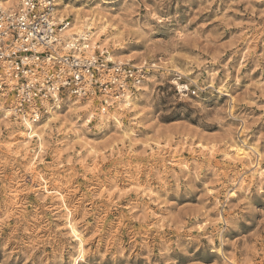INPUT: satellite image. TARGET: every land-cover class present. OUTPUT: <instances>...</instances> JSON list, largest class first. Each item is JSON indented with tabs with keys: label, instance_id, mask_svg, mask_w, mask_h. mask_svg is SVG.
<instances>
[{
	"label": "rangeland",
	"instance_id": "rangeland-1",
	"mask_svg": "<svg viewBox=\"0 0 264 264\" xmlns=\"http://www.w3.org/2000/svg\"><path fill=\"white\" fill-rule=\"evenodd\" d=\"M57 3L147 74L41 140L0 99V264H264V0Z\"/></svg>",
	"mask_w": 264,
	"mask_h": 264
},
{
	"label": "built area",
	"instance_id": "built-area-1",
	"mask_svg": "<svg viewBox=\"0 0 264 264\" xmlns=\"http://www.w3.org/2000/svg\"><path fill=\"white\" fill-rule=\"evenodd\" d=\"M57 0H20L0 8V99L11 97L16 114L38 120L64 98H103L108 104L145 79L146 66L88 53L90 33L71 39ZM183 90H189L187 86Z\"/></svg>",
	"mask_w": 264,
	"mask_h": 264
},
{
	"label": "bare ground",
	"instance_id": "bare-ground-1",
	"mask_svg": "<svg viewBox=\"0 0 264 264\" xmlns=\"http://www.w3.org/2000/svg\"><path fill=\"white\" fill-rule=\"evenodd\" d=\"M19 1V3L18 4H16L17 6H19V4H20V0H17V2ZM16 1H15V3H17ZM12 3H13V0H7V1H5V2H3V1H1L0 0V8L1 9H13L12 7L14 6V8H16L17 6H15V5H12ZM55 7H58V3L55 5ZM58 13V12H57ZM78 14V13H77ZM86 22H87V24H85V21L83 22L82 21V19H81V17L78 15H76V17L73 19V27H72V25H71V27L69 28V29H67L66 30V32H65V34H67V36L69 37V38H71V39H75L74 37H76V36H79V35H82V34H84V33H81L82 32V29L85 27V28H88V30L89 29H91L92 28V26H93V24L94 23H92V22H90L88 19L86 20ZM103 29V28H102ZM81 33V34H80ZM86 33V32H85ZM96 34L97 33H93L92 35H90V40H91V46H92V40H96ZM88 53H90V54H93V53H95L94 51H93V49H92V47H90V49H89V51H88ZM110 60H113V58L111 57V55L109 54V57H108ZM114 61V60H113ZM131 98L130 96H128V95H125L124 96V99L125 98ZM67 98H71L70 96H68ZM125 99V104H126V106L127 105H129L130 104V102H129V100L128 99ZM124 99L123 100H121V101H118V102H123L124 101ZM74 100H77L76 102H79L80 100L79 99H74ZM127 102V103H126ZM49 110H51V112H52V109L49 107ZM9 110H7L6 112H8ZM12 112V111H11ZM22 119H24V124L26 125V127H27V130L30 132V133H27L28 134V136H29V138L30 139H33V138H38L39 140H41V136L40 135H38L36 132H35V128H34V126H33V124H34V122L36 121V120H34V122L33 121H30L26 116H24V117H22ZM33 123V124H32ZM240 151V150H239ZM241 153V152H240ZM241 155H243V153H241ZM74 232V231H73ZM74 234V233H73ZM75 235V234H74ZM77 238V237H76ZM80 244H82V243H80ZM81 247V246H80ZM82 248V247H81ZM81 250V249H80Z\"/></svg>",
	"mask_w": 264,
	"mask_h": 264
}]
</instances>
